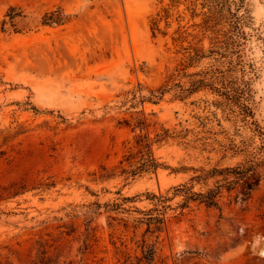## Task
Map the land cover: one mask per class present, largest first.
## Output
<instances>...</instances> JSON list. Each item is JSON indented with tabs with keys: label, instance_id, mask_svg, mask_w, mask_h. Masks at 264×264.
<instances>
[{
	"label": "rangeland",
	"instance_id": "1",
	"mask_svg": "<svg viewBox=\"0 0 264 264\" xmlns=\"http://www.w3.org/2000/svg\"><path fill=\"white\" fill-rule=\"evenodd\" d=\"M263 141L264 0H0V264H264V159L245 200L182 193Z\"/></svg>",
	"mask_w": 264,
	"mask_h": 264
},
{
	"label": "trees",
	"instance_id": "2",
	"mask_svg": "<svg viewBox=\"0 0 264 264\" xmlns=\"http://www.w3.org/2000/svg\"><path fill=\"white\" fill-rule=\"evenodd\" d=\"M15 11L14 8L10 9V12ZM6 14L9 18L8 21H3L2 28L4 30V25L9 23L10 26L14 27V18L11 14ZM211 83H208L206 75L200 77L199 79H191L188 81L186 86H183L179 83L174 85V96L179 99H185L188 95L194 93L196 90L204 87L210 88ZM170 87H168L169 89ZM222 96L226 104H233L240 109L243 115L246 117L250 116V112L245 106L241 104V96L234 90L229 88H222V90L216 91ZM160 95L164 91L159 92ZM202 124V123H201ZM204 126V125H203ZM202 126V127H203ZM187 134V130H185ZM185 134V136H186ZM178 138H184V136ZM195 141H199L198 138ZM191 141H189L190 143ZM138 146V153H143V156H146L145 162L142 164V170L147 171L150 169H156L157 165L154 160L150 158V145L147 143L145 137H139L136 141ZM188 144V143H187ZM206 144L203 143V146ZM241 149L242 151L245 150ZM224 158V157H223ZM264 159V141L262 145L257 148L254 153H249L245 159L238 162L234 166H218L214 165L213 167H198L193 170V176L189 179L190 186L183 187L182 193L186 196V199L197 201L200 204H204L206 207L219 208V201L224 196L229 195L231 192L239 189L238 195L242 196V199L245 200L248 198L250 192L256 187L259 178L257 176V168L259 164ZM135 172V171H134ZM132 174H135L132 172ZM199 186L197 192H193L194 186Z\"/></svg>",
	"mask_w": 264,
	"mask_h": 264
},
{
	"label": "bare ground",
	"instance_id": "3",
	"mask_svg": "<svg viewBox=\"0 0 264 264\" xmlns=\"http://www.w3.org/2000/svg\"><path fill=\"white\" fill-rule=\"evenodd\" d=\"M262 244H263V243H262ZM262 247H263V246H262ZM263 249H264V248H263ZM263 252H264V250H263ZM263 252H262V253H263ZM262 255H263V254H262Z\"/></svg>",
	"mask_w": 264,
	"mask_h": 264
}]
</instances>
